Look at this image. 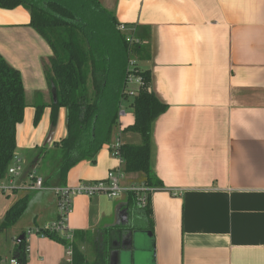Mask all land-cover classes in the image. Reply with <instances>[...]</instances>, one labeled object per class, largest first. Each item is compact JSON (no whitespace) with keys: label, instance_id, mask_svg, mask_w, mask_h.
Segmentation results:
<instances>
[{"label":"crops","instance_id":"obj_1","mask_svg":"<svg viewBox=\"0 0 264 264\" xmlns=\"http://www.w3.org/2000/svg\"><path fill=\"white\" fill-rule=\"evenodd\" d=\"M97 1L125 28L126 38L143 47L133 58L151 72V91L168 106L152 127L151 166L163 187H144L142 174L123 181L125 188L144 190L134 193L138 200L147 197L149 217L130 206V192L116 199L75 197L67 226L78 251L87 262L83 249L94 246L93 264H122L142 221L154 240V264H264V0ZM30 21L27 7L0 9V55L20 72L25 90L16 161L21 165L27 158L21 154H32L28 171L37 172L38 151L64 139L67 124L66 109H60L52 125L50 107L33 124L36 106L52 103L44 65L53 51ZM123 110L110 146L141 143L139 134L123 132L135 122L134 113ZM110 146L95 162L76 165L67 185L102 181L120 168ZM26 174L15 178L17 186L28 184ZM26 196L24 216L35 228L57 220L53 191L16 190L0 196V224ZM19 222L6 234L8 255L25 233ZM28 246L27 264H65L62 244L36 234Z\"/></svg>","mask_w":264,"mask_h":264},{"label":"trees","instance_id":"obj_2","mask_svg":"<svg viewBox=\"0 0 264 264\" xmlns=\"http://www.w3.org/2000/svg\"><path fill=\"white\" fill-rule=\"evenodd\" d=\"M19 6L30 9V26L53 51L44 69L49 90L56 99L52 98L49 105L36 106L35 125L39 124L46 107L51 108L54 126L60 109H66V137L52 149L38 151L44 186H66L68 174L76 165L83 161L95 162L99 151L112 143L113 134L119 128L121 105L127 102L135 122L123 132L139 134L141 143L121 145L124 171L142 174L144 187L148 189L162 188L163 183L151 166L152 127L168 106L151 91L150 71L140 72L144 86L139 88L136 96L131 99L125 93L131 54L142 52L143 47L127 41L113 14L102 8L97 0H0V9L12 10ZM25 109L21 74L0 55V182L7 177L8 169L15 161L17 127L23 122ZM129 204L132 208H141L146 216L151 215L149 202L141 207L134 192H130ZM28 206L27 196L12 205L0 224V231L14 228ZM44 234L65 247H72L71 264H87L78 251L75 238L70 243L57 234ZM17 239L14 255L21 264H27L26 238L21 242Z\"/></svg>","mask_w":264,"mask_h":264},{"label":"built area","instance_id":"obj_3","mask_svg":"<svg viewBox=\"0 0 264 264\" xmlns=\"http://www.w3.org/2000/svg\"><path fill=\"white\" fill-rule=\"evenodd\" d=\"M119 30L123 32L125 28L123 26L119 27ZM130 43H135L133 39L127 38ZM142 70L139 68L137 61L134 58H130L128 63V75H127V87L125 93L129 97H134L140 87L144 86L143 78L139 75ZM131 85L129 88L128 86ZM125 114L124 110L121 109L119 112V118ZM121 142L117 141L110 146V151L113 157L117 158L120 163V168L111 170L105 180L92 182V183H80L77 186H61L47 188L44 186V180L41 176L36 174V171L27 175L29 180L28 184L17 186L15 184V178H19L24 170L20 163L15 161L9 167L7 177L0 182V193L11 194L16 190L20 191H42L51 190L56 196L57 205V220L44 228H35L34 232L29 229L25 232V238L28 244V237L35 233L42 237H46L44 232H49L52 234H57L61 238L72 243L74 236L73 233L68 229V217L72 209V200L80 195H85L90 198L105 195L110 199L119 198L124 192H143L141 188H125L123 186V181L126 179L127 174L124 171V161L120 155ZM139 201L145 207L147 206V197L140 195ZM27 253L29 252V246H27ZM66 256L68 257L67 262H72L73 250L71 246L67 247ZM0 264H21L19 259L15 256L10 258H5L0 260Z\"/></svg>","mask_w":264,"mask_h":264},{"label":"rangeland","instance_id":"obj_4","mask_svg":"<svg viewBox=\"0 0 264 264\" xmlns=\"http://www.w3.org/2000/svg\"><path fill=\"white\" fill-rule=\"evenodd\" d=\"M133 54H131V57L133 58ZM139 68L142 67L141 63H139ZM144 68V67H142ZM47 81V79H46ZM48 84V83H47ZM131 85L128 86V88ZM132 99V97H131ZM121 109H126L128 113H133V110L129 106V103L123 102L121 105ZM43 116V114H42ZM42 120V117H41ZM51 120V117H50ZM34 126L35 125V118L33 121ZM65 128V120H61L59 124V131L61 132ZM63 132V131H62ZM29 155V154H28ZM27 156L26 153H22L21 156L26 158V162L21 163V166L24 170L23 175L27 173V171L30 169V162L33 160V157ZM28 161V162H27ZM29 165V166H28ZM43 166L40 165L39 168H37L36 174L43 175ZM37 174V175H38ZM39 176V175H38ZM130 179H128V182ZM18 182V181H17ZM7 194L0 193V196H5ZM29 214V213H28ZM144 227L143 230L135 231L134 232V241L132 244V249L128 248V253H123V262L122 264H154L155 261V251H154V240L150 237V232L146 229V225L142 221H138V225ZM17 228L19 229H25L24 231H28L29 229H32L33 232L35 230V225L32 223V218L30 219V215H25L21 221L19 222ZM10 231V230H9ZM9 231L0 232V239L1 245H0V256L10 258L12 256H15L13 254H9L7 252V249L5 248L4 244L8 242L10 244V235L6 237V234H8ZM36 235L35 233L31 234V236ZM4 238V239H3ZM7 239V241L5 240ZM4 240V241H3ZM5 242V243H4ZM67 247L64 246V249H62V257H64V263L69 264L67 262L68 257L66 256ZM86 256H87V264H93L95 258H96V250L94 246L87 247L83 249ZM126 254V255H125Z\"/></svg>","mask_w":264,"mask_h":264},{"label":"water","instance_id":"obj_5","mask_svg":"<svg viewBox=\"0 0 264 264\" xmlns=\"http://www.w3.org/2000/svg\"><path fill=\"white\" fill-rule=\"evenodd\" d=\"M53 98H54V100L56 99L55 94L53 95ZM32 172H33V171H28L27 174H26V176H27L28 174L32 173ZM24 239H25V236H24V235H21V236L17 239V241H18V242H21V241L24 240Z\"/></svg>","mask_w":264,"mask_h":264}]
</instances>
